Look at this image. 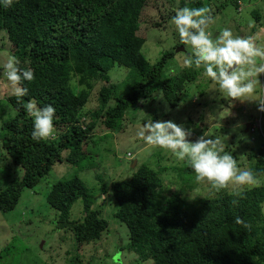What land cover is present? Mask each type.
I'll return each instance as SVG.
<instances>
[{
  "label": "trees",
  "instance_id": "16d2710c",
  "mask_svg": "<svg viewBox=\"0 0 264 264\" xmlns=\"http://www.w3.org/2000/svg\"><path fill=\"white\" fill-rule=\"evenodd\" d=\"M152 1L15 0L10 8L0 6V32H6L12 55L22 67L35 72L34 81L24 82L27 96L4 97V106L14 109V114L1 117V148L22 173L0 189V211L13 210L22 191L38 185L55 163L83 167L91 155L87 146L95 132L123 126L129 108L138 107L143 97L161 90L171 108L179 105L186 85L195 82L200 71L182 67L161 80L174 50L165 51L155 63L146 59L142 53L145 38L137 32L146 19L144 8ZM242 1L231 0L237 12ZM200 2L181 0L183 6L192 8H200ZM227 2L222 0L209 14L213 17ZM201 7L209 8L208 1ZM257 9L251 13L260 21L263 16ZM151 23L154 27L162 24L160 20ZM116 65L128 68L122 95L108 75ZM96 85H100L97 107L83 110ZM29 101L55 107L56 139H32L33 120L26 111ZM88 115L89 121L85 119ZM250 121L247 130L259 131L251 130ZM241 123L246 129L245 122ZM247 148L251 150L246 153L249 168L257 179L264 178V140L256 148ZM135 168L130 177L101 185L99 193L111 192L114 216L129 231L125 248L140 260H151V264H264V182L242 196L224 189L189 201L179 189L165 197L159 176L162 167L142 163ZM179 171L196 180L189 167ZM45 198L57 213L56 227L71 231L78 248L99 239L108 229V221L99 206H93V196L78 175L53 183ZM79 198L84 215L72 219L71 208ZM238 218L250 227L238 224Z\"/></svg>",
  "mask_w": 264,
  "mask_h": 264
},
{
  "label": "rangeland",
  "instance_id": "374dc122",
  "mask_svg": "<svg viewBox=\"0 0 264 264\" xmlns=\"http://www.w3.org/2000/svg\"><path fill=\"white\" fill-rule=\"evenodd\" d=\"M201 0L197 6L204 5ZM210 10L222 0H207ZM188 4V2H187ZM241 11L237 12L231 0L220 8L209 24V31L216 34L225 27L231 28L234 34L251 36L254 42L264 47V2L263 0H244L240 3ZM177 7H185L181 0H155L144 8L145 18L137 32L145 38L142 53L150 63H155L160 56L168 50H174L175 55L164 67L161 80L176 74L182 68L187 48L178 50V34L171 24V17ZM190 7V4L187 6ZM263 16L258 21L251 13L256 9ZM160 14H164L161 19ZM162 24L152 26L151 21L159 20ZM163 21V22H162ZM252 22L254 27L249 28ZM6 32H0V66L13 56L9 49ZM178 50V51H177ZM2 71V70H0ZM128 68L114 66L108 71L110 82L116 84L120 95L125 92ZM264 82V76L261 77ZM100 85L93 88L89 101L83 110H93L97 107V90ZM213 85L202 75V70L195 82L186 85L179 105L171 108L164 99L162 91L158 90L143 97L146 103H138V107H130L125 124L116 130L105 132L96 131L92 142L87 146L91 154L83 167L67 162H57L52 169L41 179L34 188H25L16 207L10 211H0V264H151L143 261L133 251L126 249L129 242L127 226L114 216L115 202L108 190L105 196L100 195L101 185L110 184L114 180L125 179L132 175L135 167L142 163L163 171L159 176L164 182L165 197L174 190L181 191V196L189 201L214 195L216 190L206 182L194 181L192 174L180 175L186 165L178 163L170 154L160 149H153L146 145L137 136L139 128L145 120L172 119L177 123L186 122L194 129V136L201 134L208 136H223L231 133L226 148L232 152L241 169L249 168L247 146H260L264 140V112L258 110L256 101L241 103L219 99V94L211 91ZM13 94L10 82L0 74V120L12 116L14 109L4 106V97ZM160 97V99L157 98ZM6 100V99H5ZM7 102V101H6ZM8 104V103H7ZM165 108L169 111L165 112ZM230 111V115L226 116ZM226 116V117H225ZM90 120L89 115L85 117ZM255 124L259 129L255 133L245 129L241 122ZM221 124L223 127H221ZM236 125L235 132L232 131ZM1 132V130H0ZM246 137L240 140L239 136ZM238 145V146H237ZM253 151L250 154H253ZM65 153V152H64ZM128 153L130 154L128 157ZM5 163L3 165V161ZM136 160L134 167L131 166ZM137 164V166H136ZM21 171L14 167L4 156L0 142V189ZM78 175L89 188L93 196L94 207L102 211V216L108 221V229L102 236L78 248L71 231L56 227L57 213L46 201L45 195L53 183L60 179L71 178ZM259 184L264 178H258ZM230 191L233 189L228 188ZM84 215L83 202L77 199L71 208V218L78 219Z\"/></svg>",
  "mask_w": 264,
  "mask_h": 264
},
{
  "label": "clouds",
  "instance_id": "9594fccd",
  "mask_svg": "<svg viewBox=\"0 0 264 264\" xmlns=\"http://www.w3.org/2000/svg\"><path fill=\"white\" fill-rule=\"evenodd\" d=\"M14 2L0 0V6L7 9ZM174 12L171 24L178 34L179 43L187 48L182 67L202 70V75L213 85L211 91L218 93L219 99L230 100L231 105L236 101H256L258 110L264 112V82L261 80L264 76V47L258 46L251 36L234 34L228 27L216 34L210 32L208 29L213 17L208 7H177ZM251 27H254L252 22L249 23ZM0 70L17 98L28 95L24 82L34 81L33 69L22 67L19 59L11 56L0 66ZM140 102L146 103L145 100ZM26 111L33 120V140L56 139L55 107L51 104L39 106L35 101H29ZM167 111L169 109L165 108ZM230 114L229 111L226 116ZM238 127L242 125L234 126L232 131L235 132ZM230 135L201 134L193 138L192 126L172 119L145 120L137 132L138 138L146 145L163 150L178 163L189 167L195 173L197 182H206L216 191L231 187L235 195L242 196L245 191L259 186V181L251 168L239 167L232 154L235 149L226 148ZM239 138L246 139L243 135ZM237 223L250 227L240 218Z\"/></svg>",
  "mask_w": 264,
  "mask_h": 264
},
{
  "label": "water",
  "instance_id": "95a60500",
  "mask_svg": "<svg viewBox=\"0 0 264 264\" xmlns=\"http://www.w3.org/2000/svg\"><path fill=\"white\" fill-rule=\"evenodd\" d=\"M179 49H180V50H183L184 47H183V46H180V47L178 48V50H179ZM178 50H177V51H178ZM247 127H248V124H246V130H247ZM135 163H136V160H133L131 166L134 167Z\"/></svg>",
  "mask_w": 264,
  "mask_h": 264
},
{
  "label": "built area",
  "instance_id": "2783aa9c",
  "mask_svg": "<svg viewBox=\"0 0 264 264\" xmlns=\"http://www.w3.org/2000/svg\"><path fill=\"white\" fill-rule=\"evenodd\" d=\"M84 118H82V120H83ZM253 126H252V128H251V130H254V127L256 126L255 124H252ZM130 154L128 153V156H129Z\"/></svg>",
  "mask_w": 264,
  "mask_h": 264
}]
</instances>
